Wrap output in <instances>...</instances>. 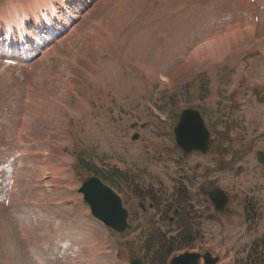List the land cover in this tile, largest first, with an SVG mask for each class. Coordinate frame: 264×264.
Instances as JSON below:
<instances>
[{"label": "rangeland", "instance_id": "374dc122", "mask_svg": "<svg viewBox=\"0 0 264 264\" xmlns=\"http://www.w3.org/2000/svg\"><path fill=\"white\" fill-rule=\"evenodd\" d=\"M251 1L0 0V60L21 63L0 62V264H264V0ZM186 109L206 121L207 155L175 142ZM92 176L131 231L92 216L79 193Z\"/></svg>", "mask_w": 264, "mask_h": 264}, {"label": "water", "instance_id": "95a60500", "mask_svg": "<svg viewBox=\"0 0 264 264\" xmlns=\"http://www.w3.org/2000/svg\"><path fill=\"white\" fill-rule=\"evenodd\" d=\"M177 145L186 155L194 151L208 153L212 148L210 132L200 112L193 109L184 110L180 116V122L174 130ZM259 162L264 165V153L259 154ZM85 201L91 207L92 214L106 226L119 233L131 229L128 225V211L124 209L121 198L99 178L89 177L83 180L80 190ZM210 198L218 212H224L229 203L227 195L216 190L210 194ZM204 258L205 264H217L219 258L213 259L210 254H184L175 257L171 264H200ZM131 264H145L142 259Z\"/></svg>", "mask_w": 264, "mask_h": 264}, {"label": "bare ground", "instance_id": "6f19581e", "mask_svg": "<svg viewBox=\"0 0 264 264\" xmlns=\"http://www.w3.org/2000/svg\"><path fill=\"white\" fill-rule=\"evenodd\" d=\"M56 1H57V0H56ZM18 3H19V2H18ZM62 3H63V2H62ZM62 3H60V4H62ZM20 4H22V3H20ZM12 5L15 6V4H13V3L11 4V6H12ZM22 6H23V5H22ZM12 7H13V6H12ZM0 8H1V6H0ZM14 8H15V7H14ZM28 8H29V7H28ZM28 8H27V9H28ZM49 8H50V7H49ZM3 9H4V8H3ZM6 9H8V8H6ZM27 9H26V10H27ZM39 9H40V8H39ZM44 9H45V8H44ZM52 9H54V8H52ZM52 9H51V14L53 13ZM14 10H15V9H14ZM45 10H46V9H45ZM0 11H1V10H0ZM2 11H3V10H2ZM16 11H17V10H16ZM16 11H15V12H16ZM19 11H20V9H19ZM23 11H24V10H23ZM23 11H22V12H23ZM4 12H5V13H4ZM4 12H2V14H7V13H6L7 10H6V11L4 10ZM20 12H21V11H20ZM27 12H28V11H27ZM45 12H46V11H45ZM25 13H26V12H25ZM37 13H38V12H37ZM8 14H9V13H8ZM16 14H17V16H18V14H22V15L24 16L23 13H18V11L16 12ZM34 14H36L35 11H34ZM43 14L45 15L46 13H43ZM9 15H11V13H10ZM26 15H28V14H26ZM44 15H43V16H44ZM47 15H48V14H47ZM17 16H16V17H17ZM35 16L37 17L38 15L36 14ZM18 17H19V16H18ZM20 17H21V16H20ZM41 17H42V16H41ZM44 17H45V16H44ZM47 17H48V16H46L44 19H46ZM24 18L26 19V16H25ZM24 18H23V19H24ZM33 18H34V15H33ZM17 19H18V18H17ZM23 19H22V20H23ZM39 19H40V17H39ZM39 19L36 18V19L33 20V21L36 20V23H34V24H35V29H36V30L39 29V28L43 25V21L41 22V21H39ZM22 20H21V21H22ZM37 21H38V22H37ZM47 22H48V21H46V23H47ZM44 23H45V22H44ZM48 23H50V24L52 25L50 19H49V22H48ZM240 24H241V23H240ZM46 25H47V24H46ZM234 33H235V32H234ZM227 34H228V33H227ZM5 35H6V33H5ZM30 36H31V35H30ZM42 36H43V35H42ZM217 36H218V35H217ZM7 37H10V36H7V35H6V38H7ZM230 37H231V36H230ZM10 38H11V37H10ZM10 38H9V39H10ZM214 38H215V37H214ZM216 38H217V37H216ZM221 38H222V37H221ZM219 39H220V38H219ZM219 39H218V40H219ZM42 40H43V39H42ZM215 40H216V39H215ZM9 41H11V40H9ZM40 41H41V40H40L39 34L36 35V36H31L30 43L34 44L35 47H38V44H39ZM212 42H213V41H212ZM228 42H229V41H228ZM10 43H11V42H10ZM209 44H210V43H208L207 45H209ZM228 45H230V44H228ZM27 46L30 47L29 45L25 44V48H26ZM28 47H27V48H28ZM241 47H242V45H241ZM201 49H202V48H201ZM229 49H230V48H229ZM19 50H22V48H20ZM26 51H27V50H26ZM21 52H22V51H21ZM54 52H55V51H54ZM101 53H102V51H101ZM59 92H60V91H59ZM59 92H57V93H59ZM57 93H56V94H57ZM1 97H2V96H0V99H1ZM60 97H61V96H60ZM1 106H2V105H1ZM21 106H22V105H21ZM51 106H52V105H51ZM36 107H37V106H36ZM4 108H5V107H4ZM39 109H41V108H39ZM37 110H38V109H37ZM32 111H33V110H32ZM34 112L36 113V111H34ZM40 112H41V110H40ZM39 116H41V114H40ZM43 116H45V115H43ZM27 119H28V118H27ZM44 119H45V118H44ZM42 120H43V118H42ZM28 121H29V120H27V122H28ZM31 121H32V120H31ZM32 122H33V121H32ZM28 123H29V122H28ZM35 123H36V122H35ZM28 125H29V124H28ZM30 125H31V123H30ZM24 126H25V125H24ZM32 126H33V125H32ZM33 127H34V126H33ZM38 128H39V127H38ZM40 129H42V128L40 127ZM40 129H39V130H40ZM28 130H30V129L28 128ZM40 131H41V130H40ZM40 131H39V132H40ZM22 134H24V133H22ZM27 134H28V133H27ZM25 137H26V136H25ZM22 139H23V138H22ZM26 140H27V138H26ZM29 141H30V140H29ZM18 142H19V141H18ZM12 143H13V142H12ZM16 146H17V145H16ZM26 149H27V148H26ZM28 149H29V148H28ZM24 150H25V149H24ZM29 150H30V149H29ZM16 183H17V182H16ZM57 219H58V218H57ZM57 219H55V221H56ZM55 221H54V222H55ZM57 223H58V222H57ZM59 224H60V223H59ZM43 225H45V224H43ZM52 225H53V224H52ZM40 226H41V225H40ZM65 226H66V225H65ZM19 227H20V226H19ZM48 227H49V226H48ZM59 227H60V225H59ZM0 229H1V228H0ZM12 229H13V228H12ZM18 229H19V228H18ZM36 229H37V228H36ZM62 229H64V228H62ZM1 230H2V229H1ZM28 231H29V230H28ZM32 231H33V230H32ZM64 232H65V230H64ZM31 233H32V232H31ZM36 233H37V232H36ZM45 233H47V232H45ZM4 234H5V233H4ZM42 234H43V233H42ZM47 234H48V233H47ZM47 234H46V235H47ZM66 234H67V233H66ZM40 235H41V234H40ZM37 236H38V235H37ZM42 236H43V235H42ZM21 237H22V236H21ZM30 238H31V237H30ZM35 238H36V237H35ZM3 239H4V238H3ZM28 239H29V238H28ZM38 240H39V239H38ZM25 243H26V242H25ZM35 243H36V242H35ZM26 244H27V243H26ZM36 244H37V243H36ZM21 245H22V244H21ZM21 252H22V251H21ZM16 253H17V252H16ZM28 253H29V251H28ZM30 257H31V256H30ZM20 263H21V262H20ZM31 263H32V262H31ZM22 264H23V263H22ZM26 264H27V263H26Z\"/></svg>", "mask_w": 264, "mask_h": 264}, {"label": "trees", "instance_id": "16d2710c", "mask_svg": "<svg viewBox=\"0 0 264 264\" xmlns=\"http://www.w3.org/2000/svg\"><path fill=\"white\" fill-rule=\"evenodd\" d=\"M191 237V236H190ZM190 239V238H189ZM176 243H179V237L175 239V243L174 242H170V246L173 247ZM174 248H168V251L166 252L165 255V259L167 258V256L172 252ZM163 253H159L158 255H162ZM157 257V254H155V258ZM164 263V262H163ZM165 264V263H164Z\"/></svg>", "mask_w": 264, "mask_h": 264}]
</instances>
